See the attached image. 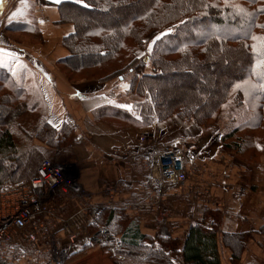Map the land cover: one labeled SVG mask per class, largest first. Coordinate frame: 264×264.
<instances>
[{
	"label": "trees",
	"instance_id": "obj_1",
	"mask_svg": "<svg viewBox=\"0 0 264 264\" xmlns=\"http://www.w3.org/2000/svg\"><path fill=\"white\" fill-rule=\"evenodd\" d=\"M79 1L64 13L75 33L64 40L69 56L59 61V69L72 83L114 82L115 89L127 85V100L135 97L131 110L111 105L94 110L96 120L146 128L178 117L204 127L233 100L246 106L244 114L251 112L236 131L264 133V0ZM166 28L150 63L137 56L148 35ZM180 71L183 84L167 83ZM211 71L214 85L200 102L189 80L207 78ZM21 84L0 67V190L37 177L46 159L33 139L55 149L71 134L65 124L58 130L44 121L25 140L17 135L13 126L29 104ZM127 212L104 208L88 225L90 246L109 251L113 264H222V246L233 262L247 249L243 234H218L217 224L207 226L205 219L191 224L183 239H171L143 232ZM260 231L264 234V226Z\"/></svg>",
	"mask_w": 264,
	"mask_h": 264
},
{
	"label": "rangeland",
	"instance_id": "obj_2",
	"mask_svg": "<svg viewBox=\"0 0 264 264\" xmlns=\"http://www.w3.org/2000/svg\"><path fill=\"white\" fill-rule=\"evenodd\" d=\"M106 19L107 24L112 23L110 18ZM168 30V28L157 30L148 35L145 49L138 51L137 56L147 57L145 61L150 63L148 58L151 59L155 42ZM31 37L32 41L36 40L34 35ZM179 73L172 78H166L167 83L183 84L184 76L181 71ZM214 74L215 72L211 71L207 78L200 75L196 80L190 78L188 85L190 89L195 90L200 102L204 101V94L213 87ZM32 85L35 86V84ZM28 92L30 95L36 94L31 90ZM34 95L28 98V108L18 121V125L13 126L15 133L23 136L24 140L26 133L37 129V125L39 127L46 121L43 110L37 106L40 100ZM134 98L127 100L126 97L123 100L133 104ZM34 106L38 108H33ZM245 107L236 105L233 100H230L220 110L218 118L204 127L172 117L163 122L157 121L146 128L125 123L118 128L105 120H96L94 115L92 120L82 116L75 123L65 124L69 127L71 134L59 148H47L33 139L31 144L42 150L44 159L66 168L67 175L80 183L84 193L79 196L60 195L52 200V205L57 212L56 218L44 221V227L39 233L41 244L48 253L40 255L33 248L26 247L27 255L22 257L19 263L35 264V261H38L39 264H52L54 247H58L66 251L68 255L66 264H113L109 251L100 246H90L88 217L91 213L85 210L92 206L112 207L111 204L101 202L92 204L97 202V197L92 194L95 191L90 188L91 177L85 174V170L92 167L89 153L93 150L105 152L114 149L116 144L111 137L103 135L94 123L109 125L119 134L130 130L135 136L137 147L134 146V148L136 147L137 152L133 148L134 151L128 150L129 152L119 147L114 150L128 157L132 154H139L142 157V164L145 167L144 172L140 174L142 176L134 178V182L126 186L130 190L145 193L146 198L138 201L139 209L133 208L127 212L132 222L138 221L143 232L174 239L172 235L175 232L184 234L186 227L205 219L207 226L212 223L217 224L218 234L222 229L238 231L237 234L245 236L247 246L255 244L256 250L261 248L264 251V234L260 231L264 226V133L262 129H255L256 131L240 129L245 131L244 133H240V130L236 131L242 122L251 118V112L244 114ZM244 127L246 126L242 128ZM227 135L232 136L227 137ZM156 150H174L182 154L187 172V180L184 184L173 188H165L161 185L160 173L153 171L151 166ZM103 189L105 191L101 194L103 198L108 193H112L114 198L121 187L118 184H112ZM224 222L225 224L221 226ZM251 230L259 233L262 238L257 233H251ZM73 235L77 237L74 243L70 240ZM18 249L17 245L7 247L6 254L0 257L2 258L0 264L16 263L15 254L19 252ZM81 253L83 255L77 258L76 255ZM252 259L249 260L252 261ZM255 260L256 264H264V258Z\"/></svg>",
	"mask_w": 264,
	"mask_h": 264
},
{
	"label": "crops",
	"instance_id": "obj_3",
	"mask_svg": "<svg viewBox=\"0 0 264 264\" xmlns=\"http://www.w3.org/2000/svg\"><path fill=\"white\" fill-rule=\"evenodd\" d=\"M70 3L81 2L79 0H0V67L22 83L28 98L34 95H30L29 90L36 93L34 97L40 100L37 106L43 110L46 121L58 130L64 124L77 122L82 116L92 120L93 111L106 105L125 110L132 109V103L128 104L123 100L127 97V85L115 89L114 82L72 83L59 69V61L69 56V51L64 47V40L75 33L74 24L64 20V13L69 11ZM32 35L35 36V41L31 40ZM94 124L103 135L115 141V150L119 147L127 149L126 151L135 149L137 152V141L130 130L119 134L109 125ZM114 149L105 152L93 150L89 153L92 167L85 170V174L91 177L90 188L95 191L92 194L97 197V202L92 204L101 202L127 210L139 209L138 201L146 198L145 193L130 190L126 185L132 184L134 178L142 176L140 174L145 170L142 157L139 154L128 157ZM146 170L148 171L147 168ZM112 184H118L121 187L120 192L114 198L112 193L106 194L103 198L101 196L105 193L103 188ZM142 187L145 188L143 185ZM90 218L91 214L88 220ZM223 224L225 222L221 226ZM188 229L189 227L185 228L184 234L175 232L172 238L185 237ZM237 232L222 229L220 234ZM250 232L257 233L253 230ZM257 235L262 238L259 233ZM254 246L255 244L247 246L239 262H232V253L222 246V264H256L255 259L264 258V251L261 248L256 250ZM80 255L83 254L76 255L77 258H80Z\"/></svg>",
	"mask_w": 264,
	"mask_h": 264
},
{
	"label": "built area",
	"instance_id": "obj_4",
	"mask_svg": "<svg viewBox=\"0 0 264 264\" xmlns=\"http://www.w3.org/2000/svg\"><path fill=\"white\" fill-rule=\"evenodd\" d=\"M152 164V170L160 173V182L165 188H173L187 180L183 156L177 151L156 150ZM65 169L46 160L41 164L37 177L31 181L0 190V257L6 254V248L12 245L19 248V252L15 254L17 262L14 264H21L20 259L27 255L26 247L33 248L40 255L48 253L41 244L39 233L44 227V221L56 218L57 212L52 200L60 195L79 196L84 193L80 183L67 175ZM104 208L92 206L85 209L91 213L88 223H94L97 214ZM76 239L75 235L70 238L72 243ZM54 249L51 263L66 264V251L58 247ZM35 264L39 262L35 261Z\"/></svg>",
	"mask_w": 264,
	"mask_h": 264
},
{
	"label": "water",
	"instance_id": "obj_5",
	"mask_svg": "<svg viewBox=\"0 0 264 264\" xmlns=\"http://www.w3.org/2000/svg\"><path fill=\"white\" fill-rule=\"evenodd\" d=\"M147 61V60H146Z\"/></svg>",
	"mask_w": 264,
	"mask_h": 264
}]
</instances>
